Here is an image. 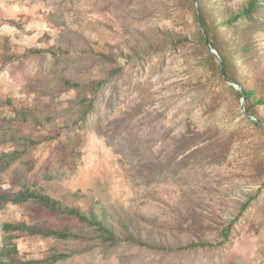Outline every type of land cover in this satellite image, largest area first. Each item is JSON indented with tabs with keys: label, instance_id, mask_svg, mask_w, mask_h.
<instances>
[{
	"label": "rangeland",
	"instance_id": "1",
	"mask_svg": "<svg viewBox=\"0 0 264 264\" xmlns=\"http://www.w3.org/2000/svg\"><path fill=\"white\" fill-rule=\"evenodd\" d=\"M197 1L0 0V192L119 237L7 203L45 233L0 230V264H264V0Z\"/></svg>",
	"mask_w": 264,
	"mask_h": 264
},
{
	"label": "trees",
	"instance_id": "2",
	"mask_svg": "<svg viewBox=\"0 0 264 264\" xmlns=\"http://www.w3.org/2000/svg\"><path fill=\"white\" fill-rule=\"evenodd\" d=\"M201 24L203 27H205V23L202 18H201ZM204 37H205V34H204ZM212 45L218 51L215 44H212ZM224 64H225V60H224ZM226 75H227V71H226ZM228 78L234 81L233 78L229 76ZM244 92H245L246 101H249L251 96H253L252 92H248L245 89H244ZM246 112L249 114V110H247ZM12 154L16 155L17 153H12ZM12 154H8L7 156H10ZM73 196L80 199L79 193L78 194L74 193ZM30 200H33L36 203L41 204L42 206L46 207L52 212L58 213L65 217L79 219L82 222H85L91 226L96 227L101 233H103L105 239L113 243H116L119 241L117 228L115 227L114 222L111 220L112 214H110L104 208H99L100 209L99 210L97 208L98 205H92L89 211L86 212L81 207H74V206L71 207L68 205H64L60 201H57L51 198L49 195H46L45 193L35 191L27 187H24L23 189L19 190L14 195H11V194L9 195L7 193L0 192V205L1 206L7 203L21 204V203H25ZM120 223L121 225H124L123 222H121V220H120ZM125 228H126L125 230L127 231L126 233L128 234L127 236L128 241L136 242L142 245L145 244L143 241H140V238L137 237V234H134L131 232V230L129 229V227H127V225L125 226ZM24 229L30 230L34 234L45 233L42 230H38L33 227L30 228L28 225L22 224V223H16V224L6 223L0 226V230H3L5 232H15V231L24 230ZM45 235L56 236L60 239L61 238L65 239L66 237H68V235L64 233L63 231H51V232L46 233Z\"/></svg>",
	"mask_w": 264,
	"mask_h": 264
},
{
	"label": "water",
	"instance_id": "3",
	"mask_svg": "<svg viewBox=\"0 0 264 264\" xmlns=\"http://www.w3.org/2000/svg\"><path fill=\"white\" fill-rule=\"evenodd\" d=\"M194 2H195V4L198 6V9H199L198 1H197V0H194ZM199 23H200V17H199ZM204 34H205L206 43H207L209 49L211 50V52H212V53L218 58V60H219L220 68H221V74H222L223 78H224L229 84H231V85H233L234 87H236V88L241 92V94H242V97H243V114H244V116H245L246 118H248L249 120L256 121V118H255V117L247 115L246 110H245V108H244V103H245V100H246V99H245V92H244L243 87H242L240 84H238V83L232 81L231 79H229V78L226 76L225 71H224L223 61H222V59H221L219 53L213 48L212 44H211L210 41H209V38H208L207 34H206V33H204ZM260 125L262 126V128H264V125H263V124L260 123Z\"/></svg>",
	"mask_w": 264,
	"mask_h": 264
}]
</instances>
